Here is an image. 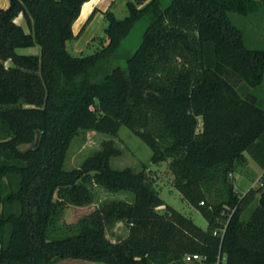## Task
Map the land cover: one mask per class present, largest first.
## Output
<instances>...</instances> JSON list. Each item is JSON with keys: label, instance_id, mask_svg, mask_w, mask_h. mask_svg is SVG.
Returning a JSON list of instances; mask_svg holds the SVG:
<instances>
[{"label": "trees", "instance_id": "1", "mask_svg": "<svg viewBox=\"0 0 264 264\" xmlns=\"http://www.w3.org/2000/svg\"><path fill=\"white\" fill-rule=\"evenodd\" d=\"M87 1L0 6V264H189L191 254L206 264H264V182L244 194L233 183L245 151L264 169V109L237 88L263 81L264 49L248 48L229 17L255 13L264 0H127L126 17L103 12L100 47L75 55L68 45L97 11L74 33ZM142 18L141 42L116 64ZM34 46L40 53L18 52ZM122 125L150 146L152 162L169 161L173 186L207 229L166 205L146 169L112 167L121 153L113 139L80 167L64 168L79 132L116 136ZM95 186L133 200L58 225L67 206L94 202ZM117 222L127 233L114 242L107 227Z\"/></svg>", "mask_w": 264, "mask_h": 264}, {"label": "rangeland", "instance_id": "2", "mask_svg": "<svg viewBox=\"0 0 264 264\" xmlns=\"http://www.w3.org/2000/svg\"><path fill=\"white\" fill-rule=\"evenodd\" d=\"M7 1L9 2V0ZM126 1L127 0H91L86 3L82 8L80 14L81 17L73 28L74 33L77 34L80 31L82 25L90 15L89 12L95 3H98L94 6L97 11L86 24L79 36L69 43L68 48L70 52L75 55L81 53L89 54L99 48L102 39L105 37L103 29L106 22L104 20L103 12L110 8L114 11L118 18L122 19L128 14V10L125 5ZM171 2L172 0H161L163 7L168 6ZM229 17L232 23L242 30L245 44L248 48L264 49V4L261 6L259 11L255 13L242 15L237 12H230ZM16 22L25 27L22 16L16 18ZM148 23V19L142 18L136 24L131 33L124 39L119 53L120 58L117 60L116 64L125 65L126 58L135 51L141 42L142 35L147 28ZM18 52L22 54H38L40 53V48L38 46L20 48L18 49ZM237 88L243 97H246L249 94V96L254 97L258 104L264 109V79L257 86H250L243 82ZM107 139H113L116 147H118L121 151L120 155L111 159L112 167L116 169L129 167L134 171L146 169V174L153 182V185L158 190L160 197L165 201L166 205L189 217L199 227L207 229L208 223L202 213L190 205L173 186V175L170 170L169 161L158 163L152 162L153 152L150 146L147 145L140 137L132 133L125 125L120 127L116 136H111L107 133L94 130L79 132L71 142L64 163V168L71 170L73 168L80 167L87 157L93 155L94 152L102 148V142ZM244 155L247 158V161L241 168H239V172H236L233 175L235 189L242 194L246 193L250 188H254L256 190L258 188H263L261 182L264 180V171L253 160L250 152L245 151ZM94 191L96 197L92 204L85 206H67L62 217L58 220V225L62 227L75 225L81 217L91 213L102 203L113 199H124L128 201L133 200V195L131 193H112L99 186H95ZM258 196L259 192L256 191V199L244 210L242 219L247 220L250 217ZM158 209L160 212H164L166 210L165 206H161ZM126 233L127 228L122 222H117L107 227V236L114 242L125 237ZM188 263L195 264V262L189 261ZM55 264L104 263L78 259H63L59 260Z\"/></svg>", "mask_w": 264, "mask_h": 264}, {"label": "built area", "instance_id": "3", "mask_svg": "<svg viewBox=\"0 0 264 264\" xmlns=\"http://www.w3.org/2000/svg\"><path fill=\"white\" fill-rule=\"evenodd\" d=\"M263 182L264 180L261 182V185H263ZM225 229H222V232L224 231ZM187 258V261L189 262H195V263H198V264H206V262L203 260V257L199 254H191V255H187L186 256ZM220 262H218L219 264Z\"/></svg>", "mask_w": 264, "mask_h": 264}, {"label": "crops", "instance_id": "4", "mask_svg": "<svg viewBox=\"0 0 264 264\" xmlns=\"http://www.w3.org/2000/svg\"><path fill=\"white\" fill-rule=\"evenodd\" d=\"M91 0H89V1H87V2H85L84 3V5L86 4V3H88V2H90ZM99 2V1H98ZM8 4H9V2L7 1V0H0V6L1 7H3V8H6L7 6H8ZM96 4H98V3H95L93 6H92V8H91V10H90V12L93 10V8H94V6L96 5ZM83 5V6H84ZM83 8V7H82ZM90 12H89V14H90ZM88 14V15H89ZM21 16V15H20ZM19 17V16H18ZM17 17V18H18ZM81 17V15L79 16V18ZM79 18L76 20V22L79 20ZM87 18V17H86ZM76 22L74 23V26H73V28L75 27V24H76ZM84 22V21H83ZM18 24H20V23H18ZM263 171H264V169H262Z\"/></svg>", "mask_w": 264, "mask_h": 264}]
</instances>
